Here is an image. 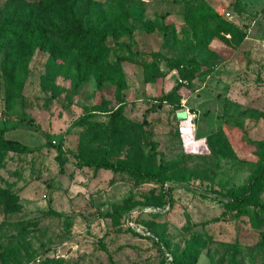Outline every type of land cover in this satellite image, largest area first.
Wrapping results in <instances>:
<instances>
[{
  "label": "rangeland",
  "instance_id": "374dc122",
  "mask_svg": "<svg viewBox=\"0 0 264 264\" xmlns=\"http://www.w3.org/2000/svg\"><path fill=\"white\" fill-rule=\"evenodd\" d=\"M39 1L0 0V128L16 142H0V264H161L166 251L172 264H264V211L230 201L264 203V0H76L60 15ZM67 27L92 34L39 45ZM103 160L165 162L164 182L86 162Z\"/></svg>",
  "mask_w": 264,
  "mask_h": 264
},
{
  "label": "trees",
  "instance_id": "16d2710c",
  "mask_svg": "<svg viewBox=\"0 0 264 264\" xmlns=\"http://www.w3.org/2000/svg\"><path fill=\"white\" fill-rule=\"evenodd\" d=\"M35 7L42 13V14H47V15H60L61 14V10L62 8H64V10H69V9H74V4H76V0H40L37 3H34ZM82 6H86L85 2ZM72 12H74L72 10ZM203 13L207 16L205 20H212L217 18V12L215 11L214 8H212L209 4H205ZM73 16V25H77L79 26L81 23V19L77 16L75 13H72ZM225 26H226V30L230 31L233 27L234 24L230 23V22H225ZM57 32V36L58 39H56L57 41H54L52 39H46L47 37L44 36L42 39H38L39 40V45L44 46L45 48L49 49V50H54L55 48H57L58 43H64V44H68L71 48H74L75 46H78L79 44H81L82 42H84L85 40H87L89 38V35L92 34L90 29H82L79 27H73V28H69L67 27L65 30L61 31H56ZM37 40V39H35ZM58 42V43H57ZM60 43V44H61ZM201 70V67H197L196 71L194 73H192L189 78L188 81L185 82H178L175 89L178 90L179 88H181L182 86H186V87H191L193 80L196 77L197 72H199ZM170 98V93H167L166 95H164L163 97L159 98L153 105L152 107H149L147 109V113L148 112H155L158 109L163 107V103L165 100H168ZM144 122L146 124L149 123V121L147 119L144 120ZM23 123L26 124L30 129H32L33 131L39 132L41 133L47 140V143L49 146L56 148L57 150H59L60 152L64 151V145L63 143H59V144H55L50 136V134L46 131H44V129L42 128L41 125H39L38 123H36V121L33 118L30 119H24ZM7 132V128H0V142L8 145V146H14L13 144H15V141H11L5 138V133ZM151 135V132H149V136ZM152 144L153 148L157 147V142L156 141H150ZM264 144V142H263ZM263 153H264V149H263ZM88 165H93V166H97L99 168H104V169H109V170H114V171H122V172H128L131 174H136L140 177H142L145 180H157L160 182H164V179L161 176V171L165 170L167 168V164L165 162H162L159 169L156 170H152L150 168H143L141 166L138 165H133V164H129L126 162H117V163H113V162H109V161H86ZM254 178L256 180L259 181H264V163H262L260 165L259 170L254 174ZM169 191H167V202H169V204L172 203L173 201V197L170 193H168ZM230 201L236 205H240L243 208H247V209H255V210H262L264 211V203L258 201L255 197L250 196L248 194H241V195H233L230 197ZM148 206H153L152 208H158L160 205H148ZM161 210V207H159ZM57 215H62V213H58V212H54ZM159 213V212H155L154 214ZM132 217V215H129L126 218V226L129 230L137 233V234H142L143 233H139L136 230H134L133 228H131L130 226H128L127 221L128 219ZM133 220H135L136 222L142 224L141 222H139L136 218H133ZM143 225V224H142ZM148 231H150L151 234H149V237H153L156 238L157 242L159 244H161V246L163 247L162 244V240L159 237H155V234L152 233V231L147 228L145 225H143ZM147 235V234H146ZM174 261V255L172 252L170 251H166L164 253V257L161 261V264H172V262Z\"/></svg>",
  "mask_w": 264,
  "mask_h": 264
},
{
  "label": "built area",
  "instance_id": "2783aa9c",
  "mask_svg": "<svg viewBox=\"0 0 264 264\" xmlns=\"http://www.w3.org/2000/svg\"><path fill=\"white\" fill-rule=\"evenodd\" d=\"M150 210L158 211V210H160V208L159 207L158 208L148 207L146 209V211H150ZM127 224H128V226H130L131 228H133L134 230H136L139 233H143V234H147V235L151 234L150 231H148L142 224L133 220V217H130L128 219Z\"/></svg>",
  "mask_w": 264,
  "mask_h": 264
}]
</instances>
